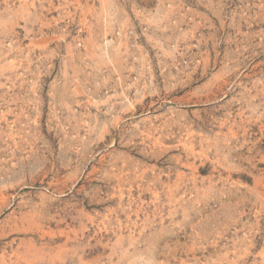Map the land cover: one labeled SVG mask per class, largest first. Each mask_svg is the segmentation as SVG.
Here are the masks:
<instances>
[{
	"label": "rangeland",
	"instance_id": "374dc122",
	"mask_svg": "<svg viewBox=\"0 0 264 264\" xmlns=\"http://www.w3.org/2000/svg\"><path fill=\"white\" fill-rule=\"evenodd\" d=\"M0 264H264V0H0Z\"/></svg>",
	"mask_w": 264,
	"mask_h": 264
}]
</instances>
